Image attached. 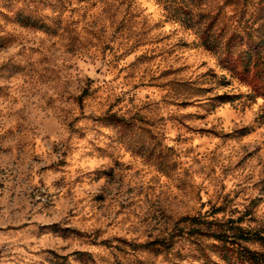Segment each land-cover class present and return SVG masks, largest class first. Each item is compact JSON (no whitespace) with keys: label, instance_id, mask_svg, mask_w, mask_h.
Here are the masks:
<instances>
[{"label":"rangeland","instance_id":"374dc122","mask_svg":"<svg viewBox=\"0 0 264 264\" xmlns=\"http://www.w3.org/2000/svg\"><path fill=\"white\" fill-rule=\"evenodd\" d=\"M239 232L264 0H0V264H263Z\"/></svg>","mask_w":264,"mask_h":264},{"label":"trees","instance_id":"16d2710c","mask_svg":"<svg viewBox=\"0 0 264 264\" xmlns=\"http://www.w3.org/2000/svg\"><path fill=\"white\" fill-rule=\"evenodd\" d=\"M212 237L217 241H228V240H226L227 238L222 234H213ZM237 238L241 241H244V242L257 241L260 244L264 245V235H261L259 233L246 235V234H242L241 232H239V235ZM255 258H256V256H252V259H254V261H257L258 263L264 264V257H262V258L257 257L258 259H255Z\"/></svg>","mask_w":264,"mask_h":264}]
</instances>
